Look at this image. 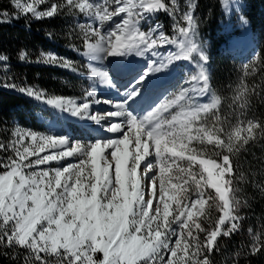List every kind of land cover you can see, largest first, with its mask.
Wrapping results in <instances>:
<instances>
[{"label":"snow or ice","instance_id":"6c2138e0","mask_svg":"<svg viewBox=\"0 0 264 264\" xmlns=\"http://www.w3.org/2000/svg\"><path fill=\"white\" fill-rule=\"evenodd\" d=\"M220 2L225 11L238 6L235 0ZM12 3L18 14L34 19L65 11L82 14L88 21L80 25L85 55L93 60L156 55L155 49L165 45L175 51L149 61L116 102L97 98L95 90L78 101L32 87L18 89L103 125L111 136L80 140L16 127L10 138L0 139V256L16 264H213L218 239L240 231L239 213L248 203L239 186L247 177L234 158L264 136V121L245 117L231 124L219 115L222 100L212 92L209 58L198 41L197 0H187L184 9L180 0H62L44 10L39 5L47 0ZM159 12L173 18V35L158 22L143 30L142 22ZM0 18L4 23L11 15L0 11ZM41 57L71 67L64 57L44 52ZM27 58L20 53L21 60ZM176 60L195 63L190 86L143 114L132 110L140 85ZM7 61L0 55V87L17 89L8 80ZM90 68L111 84L107 73ZM244 69L247 75L248 65ZM255 92L243 82L237 86L232 102L240 116ZM194 97H208V102ZM94 104L110 110L93 112ZM69 160L74 162L64 163ZM257 187L264 191V185ZM205 220L211 221L208 227ZM262 237L264 232L253 235L247 255L264 251Z\"/></svg>","mask_w":264,"mask_h":264},{"label":"trees","instance_id":"16d2710c","mask_svg":"<svg viewBox=\"0 0 264 264\" xmlns=\"http://www.w3.org/2000/svg\"><path fill=\"white\" fill-rule=\"evenodd\" d=\"M53 2L62 0H47L46 5L39 6L40 10H44ZM197 3L198 32L208 33L210 85L212 92L222 100L219 115L226 117L231 124L245 117L264 121V0H243L240 12L247 20L251 46L242 52L217 48L221 41L226 40L223 35L213 32L214 29L218 30L216 16L219 0H197ZM5 10L10 13L11 18L0 23V55L8 57L7 77L10 83L17 85V89L0 87V139L6 140L10 138L14 121L21 126L43 130L36 123L33 114L26 116L22 113L25 107L36 101L18 91L19 88L32 87L43 90L49 96L78 99L84 94L80 84H85L86 80H78L68 68L60 64L46 63L41 57L42 52H54L70 61L78 60L74 51L82 49L83 35L73 25L75 13L65 11L53 18L34 19L30 14H18L11 0H0V11ZM159 19L165 24L166 32H170L173 18L162 12L159 13ZM238 32L239 28L233 26L229 34L236 35ZM21 52L27 53V60L20 59ZM256 53L260 54L259 59H255ZM244 65H248L247 75ZM3 76L4 72L0 71V78ZM241 82L250 89H256L255 94L249 96L243 116H240L239 109L232 102ZM38 109V104L31 107L33 112ZM234 163L238 165V172H243L247 177L239 186L242 189L241 198L246 199L248 203L239 213L243 217L240 231L230 237H220L217 243L218 251L213 252L211 259L213 264H236L237 260L238 264H264V251L255 256L246 254L252 242V236L247 230L252 228L253 235L264 232V191L257 187L264 185V136L251 142L234 158ZM213 215L215 218L217 213L213 212ZM237 252L241 253L238 258ZM23 255L21 252V257ZM0 264L16 262L0 256Z\"/></svg>","mask_w":264,"mask_h":264},{"label":"rangeland","instance_id":"374dc122","mask_svg":"<svg viewBox=\"0 0 264 264\" xmlns=\"http://www.w3.org/2000/svg\"><path fill=\"white\" fill-rule=\"evenodd\" d=\"M11 2H12V0H11ZM29 2H31V0H29ZM94 2L103 3L104 0H94ZM108 2H109V4H111L112 0H108ZM186 2H187V0H180V4H181L182 9L185 8ZM230 2H232V0H230ZM235 2L237 3L238 6L235 8V10H230L229 11L230 15H226L225 17L223 15V12L225 13L226 11L223 8V6L221 5V6L218 7V13H217V16H216V25H217V27L219 29L218 33H222L226 37L232 36V35L229 34V31H230L231 28H233V26L239 28L242 25V21L240 19V17L242 15H241L240 10H241V7H242L243 0H235ZM42 5H46V3L45 4H41L39 6H42ZM219 20H221V22H219L220 25H218V21ZM73 21H74L73 25L76 26V28H78L80 32H82V30L80 28V25L81 24H85V23L88 22L86 20V18L82 14H79V13H75L74 14ZM157 22L160 25L163 26V29L165 28V24H163V22L161 20H158ZM157 22L154 20L151 23V20L148 19L146 22H142L143 23V29L146 31L147 27L149 25H154ZM173 23H174V21H172L170 23V33H171V35H173V27H172ZM144 26H146V28H144ZM207 34L206 33L203 34V33H199L198 32L197 35H198V41L202 42L204 50H205L207 56L209 57L208 52H207L208 46L206 44L207 43V40H206ZM227 34H229V35H227ZM82 35H83V32H82ZM239 35H240V33L236 37H231V39L237 38ZM84 50H85V47H84V43H83L82 49H76L74 51V54L78 58V60L77 61H70L69 60L71 62V67H66V68H68V70H70V72L72 74H74L75 77L78 80H80V81L82 79L86 80L85 84H82V83L80 84V87H82V90H83L84 93L86 91L95 90V92L97 94V98H99V99H108V98H110L109 94L100 96L99 92L96 90L97 86L101 84V81H100L99 78H97V76H93L91 74L90 65L88 64V62L84 58H82L81 54H79L80 51L82 52ZM44 53H52V54L57 55L54 52H44ZM168 53L166 51L165 55H168ZM132 55H135V54L133 53ZM186 62H188V60H186ZM190 62L193 65L194 68L191 67V66L189 68H185L184 65H181L179 63H174L175 64V72L179 73V76H178L177 80L174 81L171 84V87L168 88V90L166 92H164L161 95H159L157 97V99H155L153 102H150L149 104H141V102L143 100H140L139 98H137L136 99V103L132 104V106H131L132 110H134L135 112H137L139 114H142V113L146 112V110H150L156 104H158L161 101H163L165 98H171L174 95H176L180 91V89L182 87H185V88L189 87L190 85L187 83V81L189 80L190 75L194 73L193 70H196L195 63L193 61H189V63ZM109 66L110 65L107 66L108 70H109ZM99 67H96V69H98L99 72L103 73L105 71L104 68L102 69V67H100V68ZM206 67L208 68V65H206ZM109 79H110V77H109ZM110 85L113 87V89H118L119 92H122V93L124 91H126V89L129 87L128 85H123L122 81H120V82L116 81L115 82L113 80H111V84ZM83 96H84V94L82 95V97L78 98L77 100L78 101L81 100L83 98ZM32 99L35 100L36 103L31 104V106L25 107L22 110V113L24 115H26V116H30V114H33L36 123L43 130H35V129L29 128L28 126H21L20 124L16 123L15 121H14L13 130L16 127H20L22 129H28V130L36 131V132H39V133L53 134L46 127V122H45L46 120H48V121L52 120V121L57 122L59 124V127L63 131V133H58L57 135H67L70 138L80 139V140H92L94 138H102L103 136L106 135V131L104 130V128H102L103 125H98V124H96L93 121L87 120L86 118H80V117L72 116L70 113L61 111L60 109L55 108V107H53L51 105H48V104H46V103H44V102H42L40 100H36L34 98H32ZM194 99L196 100L197 103H206V102H208V97H194ZM110 100L114 101L113 99H110ZM120 100L121 99H117L114 102L120 101ZM36 104H38L40 109H38V110L33 112L31 110V107H32V105L34 106ZM143 108H144V110H143ZM105 110H110L109 109V105H107V104H94L92 106V111L93 112H102V111H105ZM97 127L101 128L100 130H102L104 132H102V133L101 132H97L96 131ZM67 162H74V161L69 160V161H65L64 163H67ZM52 166L55 167L57 165L53 164ZM213 212L215 213V209L211 210V213H212L211 218H212V220H214L216 218V217L214 218ZM204 222L206 223V225H205L206 227H208L209 224L211 223V221H209V220H205ZM247 233L252 236L251 237V240H252L253 239V233H249L248 230H247ZM201 237L203 238V234H201Z\"/></svg>","mask_w":264,"mask_h":264},{"label":"bare ground","instance_id":"6f19581e","mask_svg":"<svg viewBox=\"0 0 264 264\" xmlns=\"http://www.w3.org/2000/svg\"><path fill=\"white\" fill-rule=\"evenodd\" d=\"M248 40H249V36H248V31L246 29V32H244V34H243V37L240 40L237 39V40H234V41L236 43H239L241 41L244 42V43H246ZM79 54H81L82 58H84L91 67L96 68V67H99L100 66V67H102V69L104 68L105 71L103 73H107L108 77H110V78H111V73H110V71H111L110 69L111 68H118V67H121L122 65L129 64L128 62L125 63V60H127L128 58L133 57L132 54H129V55L125 56V57H108L106 59L93 60L90 56L85 55V50L82 51V52L80 51ZM159 59L161 60V57H157L156 56L154 59L152 58L150 61L155 60V61L158 62ZM139 61H141V58H139L137 60L136 59L134 60V62H136L135 64H138ZM108 65H110L109 66V70L107 69V66ZM97 78H99L100 81H101V84L98 85L97 86V89H96L99 92V95L100 96L109 94L110 95V98H108V99H113L114 101L117 100V99L124 98V96H125V93L124 92L125 91L123 93L122 92H119L118 89H113V87L110 84L104 83L103 80H102V78L100 76L97 75ZM111 80H113L115 82L116 81L117 82H120L121 81L120 79H117V78H114V79H111ZM138 98L140 100H143L141 102V104H149L150 103L149 96H147V95H145L143 93ZM135 103H136V100H135ZM132 104H134V103H131V106H132ZM143 110H144V108H143ZM146 111H148V110H146ZM45 122H46V127L48 128V130L51 133H53V134L63 133L62 129L59 127V124L57 122L52 121V120L51 121L46 120ZM102 128H104V127L102 126ZM109 136H111V134L106 132V135L103 136V137L105 138V137H109Z\"/></svg>","mask_w":264,"mask_h":264}]
</instances>
